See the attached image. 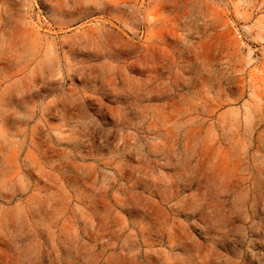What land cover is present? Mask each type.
Wrapping results in <instances>:
<instances>
[{"label": "rangeland", "instance_id": "374dc122", "mask_svg": "<svg viewBox=\"0 0 264 264\" xmlns=\"http://www.w3.org/2000/svg\"><path fill=\"white\" fill-rule=\"evenodd\" d=\"M0 264H264V0H0Z\"/></svg>", "mask_w": 264, "mask_h": 264}]
</instances>
